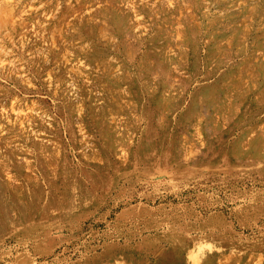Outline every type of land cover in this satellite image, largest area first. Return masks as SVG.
<instances>
[{
	"label": "rangeland",
	"instance_id": "rangeland-1",
	"mask_svg": "<svg viewBox=\"0 0 264 264\" xmlns=\"http://www.w3.org/2000/svg\"><path fill=\"white\" fill-rule=\"evenodd\" d=\"M264 0H0V264H264Z\"/></svg>",
	"mask_w": 264,
	"mask_h": 264
},
{
	"label": "crops",
	"instance_id": "crops-1",
	"mask_svg": "<svg viewBox=\"0 0 264 264\" xmlns=\"http://www.w3.org/2000/svg\"><path fill=\"white\" fill-rule=\"evenodd\" d=\"M263 92H264V86L261 88L260 94ZM258 99H259V97H257L256 100L253 101V106L256 107L258 110L264 109L263 106H260Z\"/></svg>",
	"mask_w": 264,
	"mask_h": 264
}]
</instances>
